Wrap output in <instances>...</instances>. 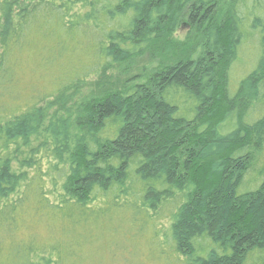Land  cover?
Instances as JSON below:
<instances>
[{
  "label": "trees",
  "instance_id": "16d2710c",
  "mask_svg": "<svg viewBox=\"0 0 264 264\" xmlns=\"http://www.w3.org/2000/svg\"><path fill=\"white\" fill-rule=\"evenodd\" d=\"M0 264H264V0H0Z\"/></svg>",
  "mask_w": 264,
  "mask_h": 264
},
{
  "label": "rangeland",
  "instance_id": "374dc122",
  "mask_svg": "<svg viewBox=\"0 0 264 264\" xmlns=\"http://www.w3.org/2000/svg\"><path fill=\"white\" fill-rule=\"evenodd\" d=\"M182 24L183 26H181V28H179V30L175 33V37L178 40L184 39L187 36L190 21H188V23H182ZM248 52L249 50L247 49L245 50L244 53H242L243 60L237 62L233 68L235 69V76L237 78L242 76V74H244L248 70L249 66H252L251 64L252 59L250 58V55H248Z\"/></svg>",
  "mask_w": 264,
  "mask_h": 264
}]
</instances>
